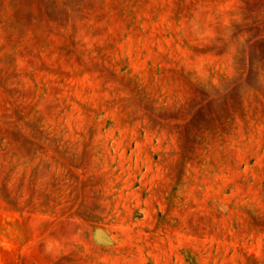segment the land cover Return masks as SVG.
Returning a JSON list of instances; mask_svg holds the SVG:
<instances>
[{"label":"rangeland","instance_id":"rangeland-1","mask_svg":"<svg viewBox=\"0 0 264 264\" xmlns=\"http://www.w3.org/2000/svg\"><path fill=\"white\" fill-rule=\"evenodd\" d=\"M0 264H264V0H0Z\"/></svg>","mask_w":264,"mask_h":264}]
</instances>
